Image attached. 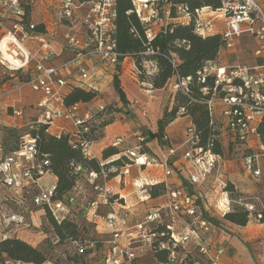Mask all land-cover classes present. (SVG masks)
Returning a JSON list of instances; mask_svg holds the SVG:
<instances>
[{
    "label": "built area",
    "instance_id": "obj_1",
    "mask_svg": "<svg viewBox=\"0 0 264 264\" xmlns=\"http://www.w3.org/2000/svg\"><path fill=\"white\" fill-rule=\"evenodd\" d=\"M116 2L117 0H59L57 8L60 19L72 24L64 34L67 45L73 50V57L66 66H77L79 86L96 94L101 91L104 75L94 67L89 73L90 67L85 65V61L97 58L102 65L114 71L124 61H120L115 41L118 15ZM36 3L37 0H0L1 74L19 79L15 89L29 87L38 94L35 104L38 117L34 123L49 124L51 127L54 122L62 120L72 126L73 130L70 132L74 137L83 138L92 132L96 121L94 110L102 111L105 105L100 104L92 110L82 112L81 102L67 103L70 82L61 75L60 67L46 64L58 55V51L45 31H39L37 23L26 14L27 7L32 10ZM132 4L133 8L128 13H136L145 26L149 40L154 39L156 33L169 21L193 23L194 32L202 36L213 33L222 35L224 46L220 50L218 61L205 65L199 72L198 79L203 84L207 83L208 75H215L213 87L200 88L206 96L202 102L207 106L211 123L220 133H226L230 143L246 149L243 156L246 175L260 178L263 173L264 144L260 141L258 126L256 129L249 126L257 116L260 118L258 125L264 121V8L257 0H222L217 9L206 6L194 12L187 6L173 5L169 0H132ZM85 6L86 9L83 10ZM210 13L224 18L220 26L213 25L208 20L212 16ZM165 16L167 21L162 25ZM76 24L80 29L75 30ZM244 34L260 42L254 50L255 63L251 65L249 60L244 62L238 55L235 62L222 60L229 50L236 53V41ZM147 52L154 53L150 49ZM157 69L154 59L142 61L141 70L146 75H153ZM137 72L140 73V70ZM20 76L23 78L20 79ZM191 81L192 77H183L177 73L176 81L170 87L176 92L187 94ZM185 113L186 109L182 107L180 114ZM6 114L22 117L23 110L12 107V115ZM60 131L67 132L66 128H61ZM251 134L256 135L258 145L250 141ZM163 138L168 140L167 135ZM138 139L139 144L124 154L130 162L120 168L115 165L106 168L102 163L99 171L83 173L80 165L74 167L75 173L82 178L77 181L70 203H74L77 196L84 198L86 202L82 206V216L96 225L101 237H104L99 228L101 224L110 225L113 229L110 239L102 238L103 264H141V255L147 250L152 254L157 251L167 253L166 261L160 264H219L227 249L218 240V226L207 215L205 203L195 187L207 183L214 190L220 189L222 197L216 207L217 211L224 216L232 210V200L225 188L227 181L223 174V154L215 152L211 143L206 146L200 144L199 133L192 124L186 129L180 169L176 164L180 147L167 144L160 158L142 152L141 143L146 138L139 136ZM93 142L86 138L82 142L84 156H96L92 148ZM121 142L123 138L118 137L113 145ZM36 152V139L26 134L20 149L0 156V190L12 191L16 197L24 196L23 201H26L31 188L37 187L36 194L29 199L35 206L47 208L59 216L67 212V206L62 200L53 199L54 184L48 188L42 186L40 178L47 173L54 174L47 167L48 161L39 160ZM118 156L120 155L111 159ZM142 158L144 161H141ZM172 162L178 166L177 173L173 172ZM153 163L164 165L166 176L186 173L187 181L180 185L164 181L165 191L162 196L166 200L150 206V187L154 181H149L139 173L133 176L132 169ZM112 173L115 176L112 177ZM112 178L118 179L122 188L130 180L135 188L138 204L148 205L147 208L135 211L132 207L127 208L126 196L120 191L116 193L109 186ZM2 200L0 202H4ZM245 206L251 219L264 223V211H259L253 204L246 203ZM2 209L1 205V213ZM3 218L9 224L23 223L22 215L18 212L12 211L8 217L4 215ZM191 243L194 244L191 246ZM259 245L262 247L261 257L264 260V236L260 238Z\"/></svg>",
    "mask_w": 264,
    "mask_h": 264
},
{
    "label": "trees",
    "instance_id": "obj_2",
    "mask_svg": "<svg viewBox=\"0 0 264 264\" xmlns=\"http://www.w3.org/2000/svg\"><path fill=\"white\" fill-rule=\"evenodd\" d=\"M173 5L187 6L191 12L196 9L210 6L217 9L221 6L222 0H169ZM117 19L115 29V41L119 52L120 61L125 58H132L135 66L140 70L141 81L145 77V73L141 70L142 61L144 59H154L157 62L158 69L150 75L147 84L153 90L164 89L176 81V74L183 77L190 76V90L187 94L177 93L179 104L171 110H166L162 117L157 121L158 130L155 133H150V138H157L159 141L166 136L164 130L167 125L177 118L180 114V109L184 107L186 113L182 114L190 118L191 124L195 127L200 136V144L206 146L213 145V150L223 154V145L220 140V131L210 121L209 112L203 99L206 96L202 94L200 88L204 86L213 87L215 75L207 76V83L203 84L199 81V72L203 67L211 62H217L220 50L224 46V40L220 33L207 34L205 36L194 32L193 23H183L179 21H169L162 29H160L154 39L149 40L146 36L145 26L140 21L136 13L130 12L133 8L132 0H117ZM31 8L27 7L26 14L30 18ZM173 15L176 13L173 12ZM39 31L44 32L43 23H37ZM153 50L154 53H148V50ZM121 65L117 67V71L113 72L114 87L118 92L121 101L124 105L130 103L127 99L126 92L121 85ZM144 83V82H143ZM97 96L91 90H87L80 86H74L66 95L67 103H87L91 102ZM200 100V101H196ZM105 109V108H104ZM112 121H106L105 125ZM10 137L3 139L0 142V156L8 155L22 146L24 143V135L30 134L36 139V156L39 160H47L48 168L55 176L54 200H62L67 206V212L56 216L49 209L44 208L51 219L54 231L59 238L58 240H66L69 242L73 250V255L68 259L73 264H95L103 255L104 243L95 224L88 222L83 216V204L86 202L82 196H77L74 203H70V198L75 194V186L79 177L74 170L76 165L82 167L83 173L91 171H99L104 167L115 165L118 168L130 162L124 154H118L120 151L115 145L105 147L102 152V157L97 156L87 157L82 152L84 139L95 141V138L88 133L83 138L74 137L70 131L67 132H52L49 124L36 122L30 126L25 134L15 135L19 130L18 126L8 127ZM22 128V127H20ZM258 135L262 144H264V121L258 125ZM12 137V138H11ZM11 139L12 144L9 145ZM147 150L151 149L147 146ZM145 151V152H148ZM120 155L115 159L111 157ZM111 176H115L112 173ZM226 190L231 194L232 190L227 182ZM165 183L154 182L150 187V198L155 199L164 194ZM11 194V193H10ZM14 196V194H13ZM23 197L14 198L8 194H4L2 201L17 202L25 204ZM8 199V200H7ZM14 204V203H12ZM16 204V203H15ZM14 204V205H15ZM229 221L246 226L251 218L249 212L245 208L239 210H231L223 216ZM154 256L161 263L166 261V252H154ZM0 264H10L12 261H23L27 263L43 264L47 261V256L42 249H39L23 239L18 237H6L0 242ZM9 259V260H7ZM10 261V262H8ZM101 261V260H100Z\"/></svg>",
    "mask_w": 264,
    "mask_h": 264
},
{
    "label": "rangeland",
    "instance_id": "obj_3",
    "mask_svg": "<svg viewBox=\"0 0 264 264\" xmlns=\"http://www.w3.org/2000/svg\"><path fill=\"white\" fill-rule=\"evenodd\" d=\"M38 1V0H37ZM260 6L264 8V2L261 0H257ZM57 4H59V1H57ZM36 5V4H35ZM34 5V6H35ZM33 6V7H34ZM87 6V5H86ZM86 6L83 8V10L86 9ZM89 6V5H88ZM32 7V9H33ZM208 20H211L213 22V25L219 24L224 21V18L221 17L219 14H214L211 17L208 18ZM167 21L166 16L163 18L162 25ZM259 40L250 36L244 34L241 38H239L236 41V53L234 50H229L227 54L224 56L223 59L225 61L229 62H235L237 60V55L238 57L243 60L244 62L249 60L250 64L255 63L254 59V50L259 44ZM253 49V51H252ZM129 58V57H128ZM132 60H127L126 63L124 64L123 67L120 68V72H125V75L123 76V80L120 78V82L122 87L124 88L126 92L127 99L129 97L132 98H139L136 94L140 93L139 89L142 91L144 90H152V88L147 84V81L150 76L145 75L143 80L141 81L140 78V73L137 72L136 66H132ZM77 68V69H76ZM68 69H71L72 72H78V67L75 65H71L68 67ZM93 69L88 68V72H92ZM133 72L135 77L133 76ZM113 76V75H112ZM121 76V75H120ZM19 79L15 77H11L9 74L3 75L1 74L0 71V99H4V104H8V106L3 105V107H0V112H1V118H0V142H3V139L6 137H10L9 130L7 128L5 129V126L8 127H13L10 126L11 124H6L9 123V115L7 113H12V107H15L16 109H22L23 110V116L22 117H14V123L17 122H24L25 124L23 126H19V130L17 132V135L13 137V139L16 140V138L23 133L25 134L30 128L31 125L34 124V120L37 118L38 112L35 110V107L31 105V100H25L26 93L30 92L31 96H33V99L35 101V104L37 102L38 97L36 96L35 92H32L31 88L29 87H24L22 90L15 89V86H18L19 82L16 83L17 80ZM20 79L23 78V76L19 77ZM136 78V79H135ZM15 81V82H14ZM124 83V84H123ZM113 85H114V78H113ZM9 91L6 93V91ZM116 91V90H115ZM147 96L150 97L149 99L156 100L157 98V106H151L149 104V109L145 113V117H147L148 120H151V117L154 113H157V117L154 119V122L156 123L157 126V121L160 117L163 116L164 112L166 110H171L173 107H176L179 104L178 96L177 93L173 89H171L170 85L167 86L164 89H161L160 92H157L156 95L152 92L145 91ZM116 99L112 100L111 102L106 100L105 103V109L102 111H95V119L96 121L93 124L92 128V134L91 136L95 138V140H98L102 137H104L107 133L105 132V122L106 121H112L114 122L115 120H124L125 118L127 120L134 119V114H133V109L135 108L140 109L141 106H145V100L141 101L139 100L136 102L134 100L133 104L134 107H128L124 105V103L121 101L118 92L116 91L115 93ZM153 95V96H152ZM152 96V97H151ZM28 98V97H27ZM29 99V98H28ZM140 99V98H139ZM141 105V106H140ZM12 106V107H10ZM126 108H131L130 110H126ZM146 107V106H145ZM142 109V108H141ZM12 115V114H11ZM124 115V116H123ZM260 118L259 116L256 117L254 121L250 123V128H257L258 122ZM62 120H59L57 122H54L50 129L52 132H56L57 130H60L62 127L60 125ZM172 126L169 128L167 125L164 134L169 136V139H162L160 140V145L163 146L165 144L171 145L179 142L181 139H184L185 133L187 126L191 124L190 118L185 117L182 114H178L177 118L172 121L173 123ZM170 123V124H171ZM169 130H166V129ZM26 135V134H25ZM24 135V136H25ZM124 137V136H123ZM12 138V137H11ZM109 138L111 141V145H113L114 141L116 139ZM126 139L123 140L120 144H118L116 147L119 149L118 154L126 153L128 149L134 147L136 144H139V139H136V142L134 141L135 137H125ZM138 138V137H137ZM220 140L222 141V149H223V158H224V163H223V174L225 176L226 181L229 183V187L232 190L230 194V198L232 200V210H239L241 207L246 209L245 204H253L259 211H264V158L262 159L263 163V173L260 178H254L252 176H247L246 171H245V164L243 160L244 152L246 151L245 148L238 147L229 141V137L226 133H221L219 136ZM250 141L253 144L258 145L259 141L256 139V135L251 134L249 136ZM12 144L11 139L9 140V145ZM141 151L145 152L147 150V145L145 142L141 143ZM150 155H153V152L150 153ZM155 156V155H153ZM162 157V154L160 155V158ZM171 167H174L173 172L177 173L178 166L174 162L171 163ZM138 173L144 177H148L149 181L150 180H155V179H163V180H170L173 178V176H166L165 175V166L159 163H153L152 165H147L140 167L138 170ZM157 174L158 177H154L153 174ZM175 177H178L177 174L174 175ZM40 182L42 183V186L44 188H48L49 186L53 185L55 183V176L47 173L45 176L40 178ZM184 182V180H182ZM114 185V182L112 183ZM196 192L199 193L203 197V202L205 203V210L208 211L207 215L212 217V221L215 223H221L223 225V229L230 235H236L238 236L237 231L239 229L237 225L231 221H229L226 218H222V214L219 213L216 209L219 200L221 199V191L220 189H212L210 187V184H204L202 186L195 187ZM37 192V187H33L30 190L29 198L35 195ZM8 194L11 197L18 198L16 196H13L12 191L9 190H0V198H4V194ZM11 193V194H10ZM162 197V196H161ZM8 200V199H7ZM163 200V198L161 199ZM153 201L150 202V206L153 205V203H158L161 201ZM166 200V198H165ZM12 203H16L15 205ZM10 203L9 201L6 202H0V206L2 205V213L0 211V242L4 237V235L10 236V237H18L20 239L25 240L26 242L30 243L31 245L42 249L46 256H47V261L43 264H73L68 258L73 255V250L72 247L70 246L69 242L66 240H58L59 238L57 237L54 228L51 223V219L48 215V212L44 209V207L40 206H35L33 201L30 199L26 201L25 204H20L17 205V202H12ZM141 204H138L136 206H133L132 209L135 210H141V209H146L148 205L140 207ZM18 212L22 215V222L23 223H8L6 219L3 218L8 217V214L11 212ZM5 212V213H4ZM222 218V219H221ZM219 219V221H218ZM253 221H256L252 219ZM219 225V224H218ZM100 230L102 231L104 237L101 238H107L110 239L112 237V226L107 225V224H101L99 226ZM235 229V230H234ZM234 242H236V246L232 245V248H235V252L231 253V256L234 255V253L239 252V247L240 244L237 241V238H234ZM194 243H191V246ZM230 243L227 244L229 246ZM232 244V243H231ZM226 247V246H225ZM233 251V250H232ZM103 256H104V251L103 255L101 257L100 254V259L97 261L95 264H103ZM228 255L227 253L223 256V259L226 258ZM9 260V259H7ZM101 260V261H100ZM1 262V258H0ZM10 262V261H8ZM141 264H160V262L157 260V258L150 252V250H147V252L143 253L141 255ZM10 264H35V263H27L23 261H12Z\"/></svg>",
    "mask_w": 264,
    "mask_h": 264
},
{
    "label": "crops",
    "instance_id": "obj_4",
    "mask_svg": "<svg viewBox=\"0 0 264 264\" xmlns=\"http://www.w3.org/2000/svg\"><path fill=\"white\" fill-rule=\"evenodd\" d=\"M57 1L59 0H38L36 5L33 7L30 13V19L36 23H43V28L45 30V33L47 36L52 40L54 48L58 51V55L54 57L52 60L46 62L47 65H53L61 68V75H63L66 79L71 84V88L74 86H79V74L78 72H72L71 69H68L69 66H66V63L69 61L71 57H73V50L67 45L66 40L64 38V34L69 31V28L72 25L71 23H68L67 21H62L59 16L58 12V4ZM213 13H210L212 15ZM222 23V22H221ZM219 23L218 25L220 26ZM75 30L80 29L78 24L74 26ZM30 46V45H29ZM127 60H132V66H135L134 60L132 58H126L123 62L121 67L124 66ZM85 65L88 67L92 68L94 67L97 71L100 73H103L104 78L101 81V91L100 93L97 94V96L91 101L87 103H82V112H85L87 110H92L95 108V106H98L100 104L105 105L106 100L111 102L112 100H115L117 97L115 95V87L113 85V72L114 70L111 68H106L104 65L101 64L99 59L93 58V59H88L85 61ZM77 69V68H76ZM133 73V72H131ZM125 75V72H121V80H123V76ZM135 74L133 73L132 77ZM17 80L16 78H14ZM136 79V78H135ZM15 82V81H14ZM18 80L16 81V83ZM124 84V83H123ZM70 88V89H71ZM69 89V90H70ZM148 92H152L156 95L157 92H160L161 89L159 90H145ZM144 90L142 91L139 89L138 94H136L139 98L135 99L132 97H129L130 103L127 105L128 107H134V100L138 102L139 100L143 101L145 100V106H141L140 109L135 108V110L131 108H126L128 110H132L134 114V119L127 120L126 118L124 120H115L114 122H111L110 124H107L105 126V132L107 133L104 137L95 140L92 144V148L95 152V155L99 158L102 157V152L105 147H108L111 145V141L109 138L114 137L113 139H116L117 137H122L123 140H125V137H135L134 141L136 142L137 137L139 136H144L146 140L144 141L145 144L151 149V152H153V155L155 156H160L161 154L164 153V151L167 148V144L161 146L160 141L157 138H150L149 135L150 133H155L157 132V127L156 123L154 122V119L157 117V113H154L151 117V121L145 117L144 111H148L149 109V104L151 106H157V98H159L158 95L155 97L156 100L149 99L150 97L147 96L146 92ZM33 92V91H32ZM36 96L38 97V94L36 93ZM153 96V95H152ZM151 96V97H152ZM1 97V96H0ZM25 100H31V105L35 107V101L33 99V96H31L30 92L26 93ZM29 99H28V98ZM4 99H0V107H3V105L8 106L9 103L6 105L4 104ZM36 110V109H35ZM37 111V110H36ZM38 112V111H37ZM144 114V115H143ZM38 115V114H37ZM124 116V115H123ZM38 117V116H37ZM14 117L10 116L9 117V123L6 122V124H11L10 126H23L25 123L24 122H17L14 123ZM35 121V120H34ZM173 123L169 124V128L172 126ZM62 128H66L67 131H72L73 128L72 126L65 122L61 121L60 123ZM166 130H169L168 128ZM51 131V129H50ZM56 132H61L60 130H57ZM124 136V137H123ZM169 139V136H168ZM185 140L181 139L179 142L175 144H171L175 147H180L178 150V155L176 157L177 161L176 164L179 166V169L181 168V162H182V152L184 150V145L183 142ZM137 145V144H136ZM136 145L134 147H136ZM117 146V145H116ZM133 148V147H132ZM148 153V152H147ZM149 154V153H148ZM139 168L134 167L132 169V174L133 176H136L138 173ZM153 176L156 178L158 175L155 173ZM179 176V175H177ZM148 179V177H147ZM184 180V182H182ZM186 173L182 172L178 177L173 176L172 179L169 180V182H174L175 184H185L186 183ZM154 182H164L168 180H163V179H155L151 180ZM114 182V185L112 183ZM207 183H205L206 185ZM109 186L117 193L121 192L123 195L126 196V207L131 208L133 206H136L139 202L137 199V195L135 193V188L133 187L132 183L130 180L127 181V184L125 185L124 188L119 186L118 179L112 178ZM122 188V189H121ZM163 198V200H161ZM165 196L158 197L155 199H151L150 202H153L154 200L159 201L158 203H162L165 201ZM201 199L203 201V197L201 196ZM154 204V203H153ZM142 207V205L140 206ZM206 207V206H205ZM143 210V209H142ZM208 213V211H207ZM222 218H224L222 216ZM221 218V219H222ZM213 219V218H212ZM219 221V219H218ZM217 224V223H216ZM219 224V225H218ZM218 232H217V238L218 240L226 246L227 249V257L222 259L219 264H264V260L261 257L262 253V247L259 245V240L264 236V223H259L258 221H253L252 219L250 220L249 224L246 226H238L239 229L235 232H237L238 236L235 235H230L228 234L222 227L223 225L221 223H218ZM235 230V229H234ZM237 238L238 243L240 244L239 247V252L234 253V255L231 256L232 252H235V248H232V245L236 246V242H234V238ZM229 246H227V244ZM232 243V244H231ZM233 250V251H232Z\"/></svg>",
    "mask_w": 264,
    "mask_h": 264
},
{
    "label": "bare ground",
    "instance_id": "obj_5",
    "mask_svg": "<svg viewBox=\"0 0 264 264\" xmlns=\"http://www.w3.org/2000/svg\"><path fill=\"white\" fill-rule=\"evenodd\" d=\"M141 161H144V158H142Z\"/></svg>",
    "mask_w": 264,
    "mask_h": 264
}]
</instances>
